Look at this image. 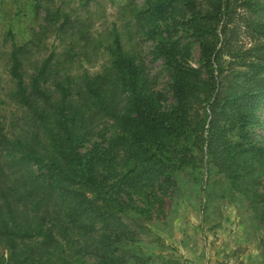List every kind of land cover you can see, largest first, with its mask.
Wrapping results in <instances>:
<instances>
[{
    "label": "trees",
    "instance_id": "1",
    "mask_svg": "<svg viewBox=\"0 0 264 264\" xmlns=\"http://www.w3.org/2000/svg\"><path fill=\"white\" fill-rule=\"evenodd\" d=\"M146 2L134 18L156 40L155 59L170 75L174 104L168 110L150 65L125 49L116 25L104 46L107 63L97 73L73 72L72 59L48 50L51 34L76 28L67 14L64 21L55 18L56 12L62 17L60 7L47 9L36 43L13 42L1 57L0 245L8 256L0 264H124L116 246L126 234L120 183L145 189L160 175L170 181L194 150L197 158L210 154L254 207L264 197L258 187L264 143L248 129L264 126L255 114L264 95V40L242 53L229 34L238 17L264 39V0ZM170 19L199 43L201 67L179 60ZM227 47L232 61L222 65ZM108 125L116 133L92 141ZM119 169L124 172L108 183V172Z\"/></svg>",
    "mask_w": 264,
    "mask_h": 264
},
{
    "label": "rangeland",
    "instance_id": "2",
    "mask_svg": "<svg viewBox=\"0 0 264 264\" xmlns=\"http://www.w3.org/2000/svg\"><path fill=\"white\" fill-rule=\"evenodd\" d=\"M146 1L91 0L84 5L83 0H0L1 85L6 80L3 54L13 42L36 43V34L48 21L47 9L60 7L62 17L56 12L55 18L64 21L67 14L76 28L51 34L45 41L48 50H55L63 60L72 59L73 72L97 73L107 63L104 46L116 25L125 49L150 65L161 107L170 109L174 104L170 75L162 60L155 59L156 40L149 38L141 29L142 21L134 18L147 9ZM237 11L239 15V11L243 12L240 8ZM235 19V24L229 26L233 28L229 32L233 35L232 47L244 53L256 40H264L248 31L244 21ZM168 23L171 39L177 41L179 60L190 67H201L199 43L178 24V19ZM219 37L224 38V33ZM85 43L88 48L83 50ZM230 51V47L224 49L222 65L232 61ZM231 66L240 69L234 63ZM255 114L264 119V95ZM248 129L250 138L264 143V126L258 129L251 125ZM115 133L116 129L108 125L100 128L92 141H103ZM186 162L170 181L167 175H160L145 189L126 181L120 183L119 195L127 201L119 212L126 234L116 246L125 256L124 264H264V197H257L254 207L243 191L234 188L226 174L211 162L210 154L197 158L194 150L188 153ZM123 172H108L107 182L116 181ZM258 187L264 193V184ZM7 256L8 249L0 245V257ZM76 264L88 262L79 259Z\"/></svg>",
    "mask_w": 264,
    "mask_h": 264
}]
</instances>
